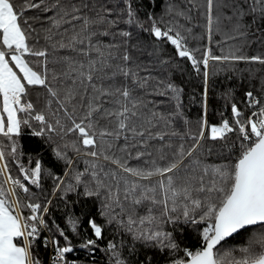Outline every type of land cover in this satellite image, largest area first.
<instances>
[{
  "label": "snow or ice",
  "instance_id": "obj_1",
  "mask_svg": "<svg viewBox=\"0 0 264 264\" xmlns=\"http://www.w3.org/2000/svg\"><path fill=\"white\" fill-rule=\"evenodd\" d=\"M154 3L164 0H148L149 7ZM140 7L137 0H118L113 7H107L106 0H0V264H41L34 254L38 241L46 250L51 247V264H82L72 258L78 251L87 252L92 264L98 251L107 253L109 264H161L154 260L156 254L165 258L163 264H264V234L253 236L239 249V256L218 249L242 230L264 227V102L248 91L247 116L232 102L231 119L221 113L219 123H210L207 92L210 61L264 65V57L217 56L208 47L197 59L187 46L188 37L171 20L161 27L164 16L190 19L191 9L169 3L160 17L149 13L151 27L146 31L170 42L197 73L202 67L205 84L199 119L194 125L184 121L188 131L153 132L159 122L171 123V115L145 116L147 105L133 91L149 87V77L116 62L130 61L126 51L116 57L111 49L118 50L117 45L102 47L93 39L109 36L121 16L125 23L143 28ZM32 10L52 12L46 17L50 26L34 27L31 21L39 17L25 15ZM86 10L92 15H85ZM203 10L209 41L214 29L242 36L264 33V0H204ZM64 25L68 27L63 33L54 31ZM96 25L104 30H96ZM185 31L191 34L192 29ZM119 35L127 38L132 33ZM57 48L83 59H56ZM117 75L131 85L123 81L116 85L112 78ZM156 85L165 88L158 95L174 96L178 115L182 89L162 80ZM231 96L224 94L226 100ZM26 135L66 141L54 149V155L68 171L61 176L51 168L45 170L39 159L26 167L21 162ZM172 136L179 139L173 143ZM150 141L163 143L157 147ZM146 156L149 159L143 160ZM77 159L85 161L81 171L73 170ZM133 159L143 164L132 166ZM10 161L21 176H13ZM69 171L73 175L66 183ZM45 177L53 181V196L64 193L66 208L69 192L85 200L97 199L96 215L101 220L91 212L69 214L73 210L68 208L63 227L55 219L49 223L45 217L51 199L42 204L22 200L18 194L34 197L31 186L41 188ZM185 228L198 233V246L181 243L178 237H183ZM45 231L50 235L44 236ZM109 231L115 233L112 238L106 236Z\"/></svg>",
  "mask_w": 264,
  "mask_h": 264
},
{
  "label": "trees",
  "instance_id": "obj_2",
  "mask_svg": "<svg viewBox=\"0 0 264 264\" xmlns=\"http://www.w3.org/2000/svg\"><path fill=\"white\" fill-rule=\"evenodd\" d=\"M73 2L79 3V0H73ZM96 2L97 0H92V3ZM137 2L141 5L138 18L143 22V28H141L139 24L129 25L125 23L123 16H121L116 28L110 30L109 36L93 37V39L94 41L98 39L102 47H107L112 44L117 45L118 50L117 48L111 49L116 57H119L126 51L131 58L130 61L126 62V64L123 61L117 60L116 62L138 72L140 76L149 77V87L146 89L136 88L133 91V95L142 99L147 105V108L144 110L145 116L150 118L148 117V113L150 112L163 114L165 116L171 115V123L165 125V123L161 121L157 124V127L151 130L153 132H167L169 134L174 131L183 134L188 131V125H186L184 121H190L194 125L201 115L202 94L205 88L203 68L201 67V72L197 73L187 58H180L177 55L175 47L172 46L170 42L166 40H157L149 31H146V29L151 27L148 21V14L153 13L155 16L160 17L163 14L162 9L169 3L185 11L191 9L188 13L191 17L190 19H185L184 17H176L173 19L169 16H164V23L161 24V27H164L166 23L171 20L172 26L176 27L183 35L188 37L187 46L190 50L194 51L197 59L201 58L203 52L208 47L211 48L213 55L217 56L235 54L246 57H264V33L257 32L255 35L249 33L242 36L237 33L216 31L214 29L212 40L209 41L207 38L206 19L203 14L204 0H164L163 4L154 3L152 7L148 6V0H137ZM117 3L118 0H106L107 7H113ZM197 9H199V11H197ZM25 15L39 17V20L31 22L38 30H42V28L50 26V21L46 19V17L53 16V13H42L39 10H32L26 12ZM85 15L91 16L92 13L86 10ZM74 23L76 25V30L79 31L81 26L80 22L77 21ZM66 27H68V25H64L60 29L54 31L63 33ZM94 28L100 31L104 30V26L101 25H96ZM186 28L192 29L191 34L185 31ZM120 31H130L132 35L127 38L122 37L119 35ZM113 32L115 35L112 34ZM70 34L71 32L68 33V35ZM124 41H127V43H124ZM41 43L43 44V42ZM196 49H199V51H195ZM54 57L56 59H62L64 57H71L76 60L83 59L76 52L59 48L56 49ZM93 58H95V53H93ZM51 66L52 64L50 63V67ZM56 67L59 69L58 65ZM208 72V119L210 123H219L221 113H223L224 118L231 119L230 104L232 102L237 103L244 111L245 116H247L251 111L245 105V93L248 91H252L257 98L264 102V65L249 61H210ZM112 79L116 85H119L122 81L131 85V81H128L120 75ZM160 80L164 81L165 85L171 82L177 88L182 89L180 94L182 108L178 115L176 114L175 108L177 101L174 96L171 93L164 96L157 94L158 91H165L164 87L157 88L156 82ZM107 83L108 81L105 80V86H107ZM226 92L232 93L231 99L226 100L224 98ZM192 130L194 131L195 128L193 127ZM170 138L173 143L179 139L178 136H172ZM54 139L55 142H50L42 138L26 135L22 140L24 154L21 157V162L26 167L31 168L32 164L39 159L45 170L51 168L53 172L63 176V173L68 171V169H66L63 161H58L56 159L54 149L58 145L63 147L66 141H61L58 137H54ZM168 139L169 137H166V140ZM161 143L163 142L150 141V144H154L157 147H159ZM132 151L133 155H135V150ZM116 154L117 156L123 155V153L119 152ZM69 155L76 159L71 150H69ZM148 159L147 156L143 158V160ZM130 164L132 166L142 165L143 161H136L133 159L130 161ZM9 166L13 176H21L17 165L10 161ZM84 167L85 161L77 159V163L73 165V170L81 171ZM72 175L73 171H69V176L64 177L66 183L71 179ZM41 183V188L31 186V191L35 194L34 197H26L22 192H18V194L22 200L31 198L42 204L46 199H51L52 205L49 208V215L45 217L49 223L55 219L59 221L63 227L64 217L68 212V208L73 210L72 213L69 214L91 212L93 215H96V208L99 204L97 199L92 198L91 200H85L83 197H78L76 192H69L66 196L69 205L68 208H66L62 199V197H64L63 192H57L55 196L52 195L54 191L53 181L45 177L42 179ZM77 200L79 201L78 203ZM24 214H29L27 209H24ZM96 218L98 221L101 220L98 215H96ZM261 234H264V227L259 225L242 230L240 233L235 234L218 246L219 252L225 254L229 251H233L235 255L239 256V249L246 246L253 236H259ZM43 235L47 236L50 235V233L45 231ZM87 235H91L90 230H88ZM113 235H115V233L110 231L106 232L108 238H112ZM178 238L183 245L198 246L199 244L198 233L190 228H185L183 237ZM106 242V240L102 242V246L103 243ZM34 254L39 257L41 264H51V247L46 250L39 245L38 241ZM72 258L81 261L82 264H92V257L85 251H78ZM154 260L163 264L165 258L156 254L154 255ZM95 264H109L107 253L104 251L96 252Z\"/></svg>",
  "mask_w": 264,
  "mask_h": 264
},
{
  "label": "water",
  "instance_id": "obj_3",
  "mask_svg": "<svg viewBox=\"0 0 264 264\" xmlns=\"http://www.w3.org/2000/svg\"><path fill=\"white\" fill-rule=\"evenodd\" d=\"M258 226V225H257ZM251 227H254V226H251ZM250 228V227H249ZM235 235V234H234ZM231 238V237H230ZM227 239H229V238H227ZM223 243V242H222Z\"/></svg>",
  "mask_w": 264,
  "mask_h": 264
}]
</instances>
